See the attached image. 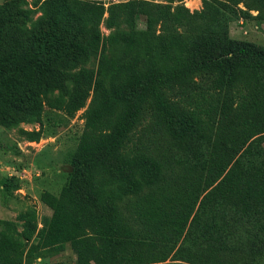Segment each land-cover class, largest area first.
<instances>
[{
  "label": "trees",
  "instance_id": "obj_1",
  "mask_svg": "<svg viewBox=\"0 0 264 264\" xmlns=\"http://www.w3.org/2000/svg\"><path fill=\"white\" fill-rule=\"evenodd\" d=\"M226 1L264 8V0ZM38 8L90 28L100 58L59 106L72 116L90 93L70 153L72 181L57 196L40 195L51 214L35 242L26 245L33 226L24 242L0 234V264H28L66 244L73 264H264V150L256 135L264 131V51L199 32L181 4L43 0ZM135 14L145 23L133 44L148 66L104 78L108 53L96 27ZM155 23L163 24L158 34ZM7 25L0 20V115L6 82L56 73L49 53L56 41L24 46L8 40ZM98 187H109L107 196L99 198ZM127 195L134 198L122 214L113 199Z\"/></svg>",
  "mask_w": 264,
  "mask_h": 264
},
{
  "label": "rangeland",
  "instance_id": "obj_2",
  "mask_svg": "<svg viewBox=\"0 0 264 264\" xmlns=\"http://www.w3.org/2000/svg\"><path fill=\"white\" fill-rule=\"evenodd\" d=\"M42 1L0 0V20L8 21V40L20 41L24 46H36L46 37L56 41L52 51L49 50L54 55L56 73L53 76L39 78L29 74L6 82L2 88L5 102L1 103L3 117L0 115V234L24 242V235L33 226L26 245L36 241L35 229L46 225L51 214L40 195L57 196L60 189L72 181L70 153L83 129L82 115L90 93L72 116H63L59 106L71 99L81 86L78 82L82 80V70L96 72L100 58L99 50L91 48L90 28L76 20L69 21L65 16L42 13L38 8ZM99 1L106 7L128 0ZM147 1L167 4L170 9L181 4L199 32L224 34L264 51L263 7L247 9L241 3L234 6L226 0H221L219 6L218 0H208L213 7H204L203 0ZM144 21L143 15L135 14L124 15L111 26L103 20L97 25L96 32L108 53L107 66L101 73L104 78L110 72L125 77L132 71L147 68L146 55L133 44V32L143 28ZM162 27V23H155L152 32L158 34ZM35 48L36 52L41 51V47ZM256 135H263L260 145L264 150V131ZM132 170L138 178L139 165L135 164ZM108 192L109 187H98L95 193L103 198ZM133 198L134 195L122 196L114 198L113 203L125 214ZM128 221L132 227L137 224V220ZM171 254L166 261L172 258ZM74 260L75 253L66 244L62 251L40 254L28 264H73Z\"/></svg>",
  "mask_w": 264,
  "mask_h": 264
}]
</instances>
